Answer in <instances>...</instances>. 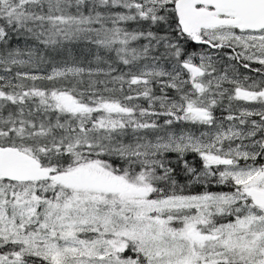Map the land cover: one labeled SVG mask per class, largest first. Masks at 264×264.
<instances>
[{"label":"rangeland","instance_id":"374dc122","mask_svg":"<svg viewBox=\"0 0 264 264\" xmlns=\"http://www.w3.org/2000/svg\"><path fill=\"white\" fill-rule=\"evenodd\" d=\"M176 1L146 0V4L149 11L164 5H172L171 9H174ZM230 35L227 31L220 33L213 29L209 37L227 43ZM2 39L0 34V41ZM238 43L243 42L239 40ZM227 58L228 55L221 59L215 51H204L199 47L182 62L152 63L124 73L73 66L51 69L44 75L41 70H27L35 64L26 57L0 55V66L23 69L11 74L0 69V137L15 130L20 123V119L1 114L5 106L23 102L36 94L14 83V74L30 81L44 76L67 79L102 75L101 87H93L89 92L93 91L95 97L91 100L106 108L98 112L97 116L103 118L99 127L85 128L81 123L72 124L70 118L58 115L57 127L64 129L65 134L61 139L46 140L48 143L43 152L47 156L49 150L64 147L71 154L108 152L138 163H150L149 153L195 152L205 161L207 169L213 165L221 166L226 176L240 188L236 194L148 201L141 191L123 189L114 182L117 179L108 177L93 165L85 167L78 177L64 183L58 181L57 195L60 197L54 199H39L35 187L15 188L9 196L0 192V238L20 242L28 253L55 264H136L121 258L126 240L140 243L146 249L144 253L148 259L154 253L157 264H264V208L257 209L250 202L247 206L254 215L235 218L205 232L197 227L204 225V219L222 211L219 208L210 210V207L249 200L251 189L264 192V90L258 89L248 77L242 81L240 78L246 74L232 64L223 67V60ZM147 77L159 79L156 82L158 90ZM223 84L235 87L228 90ZM168 89L184 90L185 100L171 96ZM141 107L181 116L159 126L137 118L114 117ZM66 109L80 113L85 108L68 104ZM237 115L259 117L240 121ZM155 128L153 140L133 141L135 133ZM127 131L131 133L129 139L125 138ZM238 161H252L256 165H237ZM61 186L65 193L81 188L107 193L114 198L109 202L99 196L79 200L75 194L71 195L73 200L68 201L62 197ZM3 202L9 207L10 214ZM40 202H44L45 213L37 216ZM187 209L200 211L188 229L170 228L169 223H174L175 219L160 218L164 212ZM18 220L22 224H18ZM31 225L34 228L29 231ZM85 232L99 236L88 241L76 237Z\"/></svg>","mask_w":264,"mask_h":264},{"label":"trees","instance_id":"16d2710c","mask_svg":"<svg viewBox=\"0 0 264 264\" xmlns=\"http://www.w3.org/2000/svg\"><path fill=\"white\" fill-rule=\"evenodd\" d=\"M172 5L148 10L146 0H5L0 1V55L26 57L35 65L27 70L46 73L63 67H83L87 69H114L119 73L140 68L147 64H170L182 62L197 48L191 40L182 35L178 27L176 13ZM6 73L21 72L22 68L0 66ZM102 75H83L79 78H55L47 76L30 81L13 75L14 83L25 90L34 91L32 98L16 104H8L2 115L20 119L15 130L0 137V146L19 147L35 157L43 168L51 170L52 178L47 182L11 184L0 179V192L5 196L15 188L35 187V195L42 200L60 197L58 181L64 183L78 177L85 167L96 165L108 177H114L123 189L141 191L148 201L160 202L168 198L236 194L240 188L226 176L221 166L207 169L205 161L195 152L149 153L150 163H138L108 152L71 154L64 147L54 151L46 149V140L61 139L65 131L58 128V115L70 118L72 124H83L85 128L97 129L103 118L97 116L105 111L103 104L94 102L90 90L101 87ZM158 90L157 77H147ZM171 96L185 100L184 90L168 89ZM105 94V93H104ZM153 94V93H151ZM91 98V99H90ZM67 99L70 101L67 102ZM84 107L80 113L66 109ZM125 112V111H124ZM179 113L147 107L134 108L130 113L114 115L115 118H137L142 122L159 126L180 117ZM134 140L143 142L156 137L155 129H145L135 133ZM131 133L125 132L129 139ZM116 139V138H115ZM55 148V147H54ZM54 154V155H53ZM139 156L137 159H140ZM238 165H256L252 161H238ZM64 191V186H61ZM62 197L73 200L71 195L84 200L99 196L109 202L113 195L77 188ZM250 200H238L226 205L210 207L222 209L204 219V225L197 227L203 232L226 224L235 218L254 215L247 204ZM10 214L9 207L3 202ZM206 210V209H205ZM256 211H259L256 209ZM103 211H101L102 213ZM197 209L164 212L160 218L175 219L170 228L188 229L193 225ZM255 212V210H253ZM44 202L37 207V216H42ZM18 224H22L18 220ZM190 223V224H189ZM31 230L33 226L31 225ZM112 230V228H109ZM26 231V232H29ZM98 233L76 234L86 241L98 237ZM146 249L140 243L126 240L122 259L136 264H157L148 259ZM207 255V253H202ZM0 264H55L51 260L28 253L20 242L0 238Z\"/></svg>","mask_w":264,"mask_h":264},{"label":"water","instance_id":"95a60500","mask_svg":"<svg viewBox=\"0 0 264 264\" xmlns=\"http://www.w3.org/2000/svg\"><path fill=\"white\" fill-rule=\"evenodd\" d=\"M195 6L211 7L216 14L229 13L234 25L241 30L264 28V0H177L174 11L179 29L185 37L199 45V34L205 28L218 24V19L200 14ZM51 171L41 167L37 159L20 151L17 147L0 146V179L11 183H37L50 180ZM248 196L253 205L264 208V192L251 190Z\"/></svg>","mask_w":264,"mask_h":264},{"label":"flooded vegetation","instance_id":"af4514ba","mask_svg":"<svg viewBox=\"0 0 264 264\" xmlns=\"http://www.w3.org/2000/svg\"><path fill=\"white\" fill-rule=\"evenodd\" d=\"M197 12L214 16L218 19L216 26L206 28L200 34L203 42H210L214 46L209 47L206 44H201L199 47L204 49V51H215L221 59L228 55L229 58L223 60V67L232 64L233 67L239 69V72L241 71L246 74L242 75L241 80L242 78L248 77L247 79L257 84L258 89L264 90V28L258 30H241L239 25L232 24L233 17L229 13L221 12L217 15L211 7H201L197 9ZM213 29H217L220 33L224 31L229 32L231 35L228 42L224 43L219 39L213 41L209 37ZM239 40L243 43L239 44ZM222 86L228 90L235 87L232 84H223ZM247 116L251 120L259 117V115Z\"/></svg>","mask_w":264,"mask_h":264}]
</instances>
